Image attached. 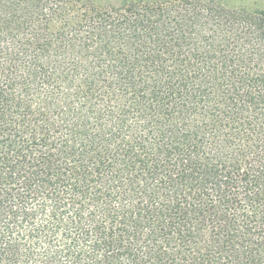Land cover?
Returning <instances> with one entry per match:
<instances>
[{
	"label": "trees",
	"instance_id": "obj_1",
	"mask_svg": "<svg viewBox=\"0 0 264 264\" xmlns=\"http://www.w3.org/2000/svg\"><path fill=\"white\" fill-rule=\"evenodd\" d=\"M0 0V264H264V9Z\"/></svg>",
	"mask_w": 264,
	"mask_h": 264
},
{
	"label": "rangeland",
	"instance_id": "obj_2",
	"mask_svg": "<svg viewBox=\"0 0 264 264\" xmlns=\"http://www.w3.org/2000/svg\"><path fill=\"white\" fill-rule=\"evenodd\" d=\"M229 5L231 7L246 5L250 10H261L264 9V0H232Z\"/></svg>",
	"mask_w": 264,
	"mask_h": 264
}]
</instances>
